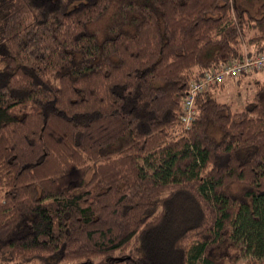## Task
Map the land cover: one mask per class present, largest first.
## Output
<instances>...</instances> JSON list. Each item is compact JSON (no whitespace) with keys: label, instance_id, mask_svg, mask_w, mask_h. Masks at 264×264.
Masks as SVG:
<instances>
[{"label":"trees","instance_id":"1","mask_svg":"<svg viewBox=\"0 0 264 264\" xmlns=\"http://www.w3.org/2000/svg\"><path fill=\"white\" fill-rule=\"evenodd\" d=\"M263 53L264 0H0V264H264V78L181 119Z\"/></svg>","mask_w":264,"mask_h":264},{"label":"built area","instance_id":"2","mask_svg":"<svg viewBox=\"0 0 264 264\" xmlns=\"http://www.w3.org/2000/svg\"><path fill=\"white\" fill-rule=\"evenodd\" d=\"M262 68H264V53L255 56L245 54L242 59L231 60L221 64L218 68L207 70L200 80L190 83L189 93L183 104L182 121L189 125L193 119L195 113L193 102L197 92L206 90L210 84L221 82L226 77H237L242 71Z\"/></svg>","mask_w":264,"mask_h":264},{"label":"rangeland","instance_id":"3","mask_svg":"<svg viewBox=\"0 0 264 264\" xmlns=\"http://www.w3.org/2000/svg\"><path fill=\"white\" fill-rule=\"evenodd\" d=\"M264 78V68L242 71L237 77L223 79L224 88L217 90L220 100H226L234 106H241L244 101L252 97L255 83L252 80ZM241 79V80H239ZM220 89V88H219Z\"/></svg>","mask_w":264,"mask_h":264}]
</instances>
